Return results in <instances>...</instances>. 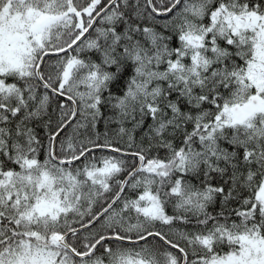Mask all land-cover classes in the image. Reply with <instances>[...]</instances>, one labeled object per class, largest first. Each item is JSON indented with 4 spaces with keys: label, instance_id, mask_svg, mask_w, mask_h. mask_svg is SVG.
<instances>
[{
    "label": "snow or ice",
    "instance_id": "1",
    "mask_svg": "<svg viewBox=\"0 0 264 264\" xmlns=\"http://www.w3.org/2000/svg\"><path fill=\"white\" fill-rule=\"evenodd\" d=\"M0 264H264V0H0Z\"/></svg>",
    "mask_w": 264,
    "mask_h": 264
},
{
    "label": "trees",
    "instance_id": "2",
    "mask_svg": "<svg viewBox=\"0 0 264 264\" xmlns=\"http://www.w3.org/2000/svg\"><path fill=\"white\" fill-rule=\"evenodd\" d=\"M177 46H178V42H177L176 38L174 37V38H173V41H172V44H171V47H177ZM92 58H93L94 60H98V56H93ZM237 62L240 63V61H237ZM112 70L114 71V69H112ZM130 74H131V69L129 68V70H128L127 73H126V76H127V75H130ZM125 78H126V77H125ZM120 86L123 87L122 84H121ZM113 91H114V92H117V89H116L115 86L113 87ZM117 94H119V93H117ZM105 95H107V93H105ZM172 98L175 99V96H173ZM205 107H208V106L205 105ZM106 114H107V112H106ZM147 123H151V120L149 119L148 121H146V124H147ZM128 126L130 127L131 125H128ZM190 127H191V126L189 125V129H190ZM38 132H39L40 135H43V134H44L43 131H41L40 129H38ZM137 135H139V133H138ZM177 143H178V142H177ZM163 154H164V153L161 152V155H163ZM44 156H45V154L42 152L40 158L43 159ZM193 183H194V184H198V182L195 181V180H193ZM244 194L247 195L246 192H245ZM230 206H234V205H230ZM211 210H212V209H210V211H211ZM216 210H217V211L219 210V206H218V205L216 206ZM168 211L171 213V211H172L171 208H169ZM193 223H194V221H193ZM177 227H178V228H183V227H185V226H183V225H177ZM187 230H189V231L193 230V229H192V226H191V225H188V226H187Z\"/></svg>",
    "mask_w": 264,
    "mask_h": 264
}]
</instances>
